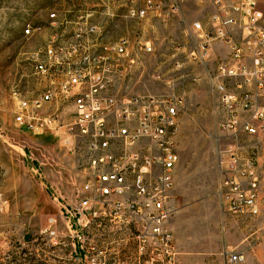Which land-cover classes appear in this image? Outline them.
<instances>
[{
	"label": "built area",
	"instance_id": "obj_1",
	"mask_svg": "<svg viewBox=\"0 0 264 264\" xmlns=\"http://www.w3.org/2000/svg\"><path fill=\"white\" fill-rule=\"evenodd\" d=\"M187 1L109 0L110 16L126 23L115 37V25L97 23L90 13L53 15L54 32L35 61L36 89L18 98L16 123L50 127L78 160L81 198L72 213L83 228H96L102 242L99 248L90 237L77 240L85 264H183L172 226L183 98L115 90L142 62L139 53H154V31L179 19L183 38L172 49L183 65L211 63L216 44L229 45L213 73L219 128L227 136L264 135V10L257 0H191L211 13L206 23H189L182 12ZM31 31L28 24L25 34ZM224 156L220 192L228 209L259 214L257 150L235 147ZM227 259L246 262L244 252Z\"/></svg>",
	"mask_w": 264,
	"mask_h": 264
},
{
	"label": "rangeland",
	"instance_id": "obj_2",
	"mask_svg": "<svg viewBox=\"0 0 264 264\" xmlns=\"http://www.w3.org/2000/svg\"><path fill=\"white\" fill-rule=\"evenodd\" d=\"M257 2L264 10V0ZM108 3L0 0V264H85L77 240L90 237L99 248L102 245L98 230L83 228L72 213L81 198L78 160L50 127L27 130L14 116L20 93L31 95L36 89L35 61L44 56L54 32L52 16L62 20L87 12L97 23L115 25L111 30L115 37L123 33L126 23L110 16ZM182 12L189 23L196 19L206 23L211 9L189 0ZM28 24L32 31L27 35ZM152 36L154 53H139L142 62L132 65L129 78L115 90L183 98L173 192L180 258H185L183 264H232L228 253L244 252V264H264V135L227 136L219 128L222 111L213 73L231 49L224 44L212 52L211 63L183 65L178 64L181 55L172 49L174 40L183 38L179 19ZM235 147L258 152L257 215L232 213L220 192L222 161Z\"/></svg>",
	"mask_w": 264,
	"mask_h": 264
},
{
	"label": "crops",
	"instance_id": "obj_3",
	"mask_svg": "<svg viewBox=\"0 0 264 264\" xmlns=\"http://www.w3.org/2000/svg\"><path fill=\"white\" fill-rule=\"evenodd\" d=\"M224 44H216V46H215V48H221V47H225V46H223ZM172 226H173V228H174V222H173V224H172ZM177 237V236H176ZM177 239V238H176ZM178 242V241H177ZM177 246H178V244H177ZM183 256V255H182ZM181 259H182V262L183 263H185V258H183V257H181Z\"/></svg>",
	"mask_w": 264,
	"mask_h": 264
},
{
	"label": "trees",
	"instance_id": "obj_4",
	"mask_svg": "<svg viewBox=\"0 0 264 264\" xmlns=\"http://www.w3.org/2000/svg\"><path fill=\"white\" fill-rule=\"evenodd\" d=\"M27 258H28L29 260H31V256H30V255H28ZM28 259H27V260H28Z\"/></svg>",
	"mask_w": 264,
	"mask_h": 264
}]
</instances>
